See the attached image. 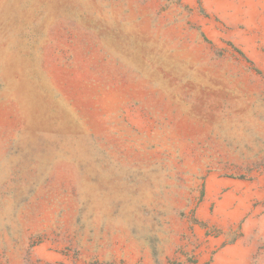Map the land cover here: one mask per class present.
<instances>
[{
  "label": "rangeland",
  "instance_id": "374dc122",
  "mask_svg": "<svg viewBox=\"0 0 264 264\" xmlns=\"http://www.w3.org/2000/svg\"><path fill=\"white\" fill-rule=\"evenodd\" d=\"M0 264H264V0H0Z\"/></svg>",
  "mask_w": 264,
  "mask_h": 264
}]
</instances>
